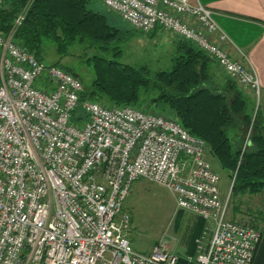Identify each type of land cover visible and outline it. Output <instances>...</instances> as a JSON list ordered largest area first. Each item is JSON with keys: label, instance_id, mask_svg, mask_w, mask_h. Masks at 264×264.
Masks as SVG:
<instances>
[{"label": "built area", "instance_id": "built-area-1", "mask_svg": "<svg viewBox=\"0 0 264 264\" xmlns=\"http://www.w3.org/2000/svg\"><path fill=\"white\" fill-rule=\"evenodd\" d=\"M8 0H0V11ZM137 31L173 33L205 53L239 89L261 83L247 57L234 60L211 8L191 0H93ZM33 0L0 32V264H252L261 232L230 217L231 191L206 143L168 115L82 99L78 76L45 64L17 40ZM253 125L243 152L252 142ZM166 189L179 211L212 225L207 249L150 255L134 250L125 210L132 186Z\"/></svg>", "mask_w": 264, "mask_h": 264}, {"label": "trees", "instance_id": "trees-1", "mask_svg": "<svg viewBox=\"0 0 264 264\" xmlns=\"http://www.w3.org/2000/svg\"><path fill=\"white\" fill-rule=\"evenodd\" d=\"M29 2L7 1L0 11V32L7 33L11 29L18 13ZM93 2L33 0L17 40L41 61H44L46 44L62 56L76 45L93 49L86 63L93 69L94 78L89 85L84 83L82 99L107 107L131 106L176 118L192 136L206 143L208 155L215 158L230 181L234 214L240 212L241 198L264 196V127L259 108L252 106V100L230 78L225 91L214 87L210 70L213 60L182 39L176 42L169 70L152 73L147 67L135 68L110 58V52L120 55L116 43L123 40L126 33L111 25L106 13L92 9ZM53 65L74 74L59 61ZM251 125L252 142L243 152ZM183 214L180 211L178 219ZM205 225L201 217L195 218L186 238L188 252L193 256ZM254 227L263 236V231Z\"/></svg>", "mask_w": 264, "mask_h": 264}, {"label": "rangeland", "instance_id": "rangeland-1", "mask_svg": "<svg viewBox=\"0 0 264 264\" xmlns=\"http://www.w3.org/2000/svg\"><path fill=\"white\" fill-rule=\"evenodd\" d=\"M91 7L95 11L106 13L111 25L126 33L125 38L116 43L120 55L114 56V53L110 52V58H115L118 62L135 68L147 67L152 73L171 69L176 53V42L179 40L178 36L173 33L164 34L165 32H160L159 29L149 33L131 30L132 28L119 20V17L110 11L107 13V10L99 2H93ZM93 52V49L76 45L62 56L50 44H46L43 62L49 65L59 61L63 67L81 78L83 83L89 85L94 78V73L93 69L87 65L86 57ZM208 84L212 85L211 82ZM213 85L216 86L215 83ZM260 105V102L258 105L255 100L256 110ZM213 169L219 176L221 173L225 174L223 170L221 172L216 168ZM220 187L222 197L227 198L231 184L226 176L221 178ZM241 200L239 213L245 217L238 218V220L249 221L246 217L251 211L264 213V196L256 201L248 196ZM234 205L231 203L230 216L234 212ZM125 210L130 213L132 219L129 239L135 251L143 255H150L155 245L161 241L166 242L170 252L179 253L182 248L187 246L186 238L195 223L196 215L183 211L184 214L178 219L180 211L177 209L174 197L163 187L146 180L135 182L127 199ZM212 234V225L206 222L204 233L199 238L203 249L208 248Z\"/></svg>", "mask_w": 264, "mask_h": 264}, {"label": "crops", "instance_id": "crops-1", "mask_svg": "<svg viewBox=\"0 0 264 264\" xmlns=\"http://www.w3.org/2000/svg\"><path fill=\"white\" fill-rule=\"evenodd\" d=\"M193 3L199 1L208 6L214 13V18L220 28L228 35L230 42L227 44L228 52L234 60L242 61L243 56L249 60L259 77L261 83V97L259 111L261 114V124L264 127V0H191ZM103 6V5H102ZM105 8V7H104ZM107 10V8H105ZM107 13H110L107 10ZM166 34V33H164ZM210 70L216 86L225 91L227 77L217 64L212 61ZM239 88V87H238ZM246 94V93H244ZM255 106V96L246 94ZM258 110V109H257ZM208 160L213 168L221 171V168L214 157L208 155ZM218 172V171H217ZM225 174L221 173L220 177ZM256 201L263 195L248 196ZM255 213V214H254ZM247 222L263 231L262 239L258 245L252 264H264V213L261 211L250 212L247 214ZM199 217L196 215V218ZM234 221H240L238 218L245 217L240 213L230 216ZM244 222V221H242ZM182 258L193 256L189 254L187 246L178 253Z\"/></svg>", "mask_w": 264, "mask_h": 264}]
</instances>
